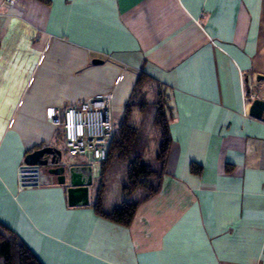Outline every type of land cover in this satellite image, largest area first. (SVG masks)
Here are the masks:
<instances>
[{"label":"crops","instance_id":"crops-1","mask_svg":"<svg viewBox=\"0 0 264 264\" xmlns=\"http://www.w3.org/2000/svg\"><path fill=\"white\" fill-rule=\"evenodd\" d=\"M141 72L169 93L172 141L160 189L122 195L139 201L122 225L96 211L99 193L103 211L123 202L105 199L92 160L68 153L47 109L112 93L118 123ZM257 74L264 0L4 6L0 221L42 264H264V121L247 99L249 84L264 99ZM50 146L58 164L23 176L27 153Z\"/></svg>","mask_w":264,"mask_h":264},{"label":"trees","instance_id":"trees-1","mask_svg":"<svg viewBox=\"0 0 264 264\" xmlns=\"http://www.w3.org/2000/svg\"><path fill=\"white\" fill-rule=\"evenodd\" d=\"M152 84L158 83L144 73H139L120 121L114 122V136L110 141L107 159L102 163V178L111 161L127 165V179L122 186L125 198L131 197L136 191H141L140 198L156 193L161 187L162 173L169 154L172 139L168 127L173 119L169 93L164 86L166 95L151 91L149 88ZM156 137L160 145L153 163L148 150L152 139ZM99 194L95 203L98 213L122 225L131 223L139 201L126 200L120 207L106 212L103 211ZM0 264H42L22 238L1 221Z\"/></svg>","mask_w":264,"mask_h":264},{"label":"built area","instance_id":"built-area-1","mask_svg":"<svg viewBox=\"0 0 264 264\" xmlns=\"http://www.w3.org/2000/svg\"><path fill=\"white\" fill-rule=\"evenodd\" d=\"M14 2L15 0H2L0 14L4 6ZM247 89L248 100L260 98L250 84ZM112 99V93H106L100 98L76 101L60 113L53 107L47 109V117L55 126L61 127L68 153L72 156H88L92 160L95 177L100 176L101 163L107 159L110 141L114 136ZM24 171H21L22 175L25 174Z\"/></svg>","mask_w":264,"mask_h":264},{"label":"rangeland","instance_id":"rangeland-1","mask_svg":"<svg viewBox=\"0 0 264 264\" xmlns=\"http://www.w3.org/2000/svg\"><path fill=\"white\" fill-rule=\"evenodd\" d=\"M149 89L151 91L153 90L155 93H156V91H158V92L165 94L164 88L162 86H160L159 84H152ZM120 116H121V113L118 112V115L116 114L115 118L118 119ZM159 145H160V140L157 137L152 139L148 152H149L150 158H151L150 161L153 163H155V161H156V155L159 152L158 151ZM64 154H65L64 157H66L69 160H72V158L69 157L70 155L68 153H64ZM102 163H101V165H102ZM126 166L127 165L123 162L119 163L117 161H111L108 164V168L106 169L105 175L103 176L102 179L99 180L98 184L99 185L102 184L103 188H104L105 199L110 200L108 202L116 203L117 200H119L121 203L124 200H126V199H123V201H122V186L127 179ZM44 167L45 166H41V168H44ZM100 177H101V174H100ZM121 205H122V203L119 205V207Z\"/></svg>","mask_w":264,"mask_h":264},{"label":"water","instance_id":"water-1","mask_svg":"<svg viewBox=\"0 0 264 264\" xmlns=\"http://www.w3.org/2000/svg\"><path fill=\"white\" fill-rule=\"evenodd\" d=\"M95 63H100L97 59L93 60ZM256 80H264V76L261 74L255 75ZM248 112L254 118H259L264 121V99L263 98H256L252 100ZM51 156V157H50ZM25 171L27 173H37L39 171V166H48L50 164L55 165L58 164L59 160L61 159V151L55 147H45V148H38L32 152L27 153L25 156ZM50 157V159H49ZM55 169L49 170L51 173Z\"/></svg>","mask_w":264,"mask_h":264}]
</instances>
